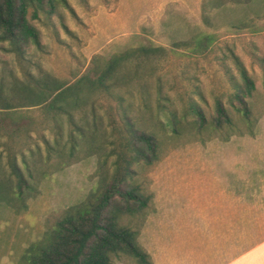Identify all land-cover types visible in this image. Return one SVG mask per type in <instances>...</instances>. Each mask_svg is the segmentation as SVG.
Instances as JSON below:
<instances>
[{"label": "rangeland", "instance_id": "374dc122", "mask_svg": "<svg viewBox=\"0 0 264 264\" xmlns=\"http://www.w3.org/2000/svg\"><path fill=\"white\" fill-rule=\"evenodd\" d=\"M51 3L42 0L37 18L30 19L38 46L0 41V106L14 105L31 121L26 132L0 137V264H28L26 248L44 241L67 208L97 194L99 180L109 179L125 150L129 129L151 133L158 155L151 165L131 164L129 183L151 197L141 213L121 214L117 221L136 231L151 264H223L264 239V0ZM31 10L29 5L27 19ZM139 46L159 48L122 62L108 90L87 93L70 122L63 115L43 120L39 108L21 106L30 104L24 96L29 83L72 81ZM240 65L254 86L243 97L254 120L250 130L234 109L243 88ZM216 99L228 113L229 128L211 127ZM190 101L203 112L202 128L188 112ZM159 105L174 111L179 133L164 126ZM222 131L230 132L226 140ZM242 175L248 176L243 189ZM231 191L233 230H196L201 226L193 225L192 206L207 207ZM112 264L137 263L119 255Z\"/></svg>", "mask_w": 264, "mask_h": 264}, {"label": "trees", "instance_id": "16d2710c", "mask_svg": "<svg viewBox=\"0 0 264 264\" xmlns=\"http://www.w3.org/2000/svg\"><path fill=\"white\" fill-rule=\"evenodd\" d=\"M48 2L51 6V0ZM41 3L42 0H0V41L7 40L16 48L28 42L38 46V31L30 19L37 18ZM206 3L203 1L200 6L202 18H205ZM29 5L32 10L27 19L26 10ZM204 40L209 41V38L205 37ZM200 42L197 40L195 46L198 47ZM158 48L139 46L126 49L104 59L102 66L86 68L72 81L50 78V82H31L24 88V96L30 104L21 106L39 108L43 120H55L63 115L70 122L72 111L84 102L87 93H103L108 90V82L122 62L139 55L147 56ZM238 73L243 88L236 98L238 107L234 109L241 114L246 130H250L254 120L249 117V108L243 97L249 96L254 86L241 65L238 66ZM213 108L211 127L216 130L229 128L231 121L228 113L218 99ZM158 110L164 118V126L173 134L179 133L180 122L174 111L163 105H159ZM188 112L197 127L205 126L203 112L195 102H189ZM30 122L14 105L1 103L0 137L26 132ZM127 132L129 137L124 139L125 150L118 152L109 179L99 180L98 192L92 198L67 208L55 221L44 241L32 243L26 248L28 264H112V260L119 255H127L137 264H151L148 255L136 241V231L120 225L117 218L121 214L137 215L146 207L151 193L129 183L135 174L131 164L136 167L151 165L157 159L158 143L151 133L138 129H129ZM229 134L222 131V140H226ZM9 164L18 177V183H24L15 162L9 161Z\"/></svg>", "mask_w": 264, "mask_h": 264}, {"label": "crops", "instance_id": "0c3cea01", "mask_svg": "<svg viewBox=\"0 0 264 264\" xmlns=\"http://www.w3.org/2000/svg\"><path fill=\"white\" fill-rule=\"evenodd\" d=\"M247 169V166L245 167ZM237 181V178H233ZM241 187L243 189V182L246 181V186L248 185V176L242 175L240 178ZM230 182H232L230 180ZM243 191V190H242ZM234 194L231 192H224L220 193L219 196L215 199H210L207 207L203 205L197 206L194 204L197 202V199H193L194 206H192V214H193V225L194 226H201L200 228H195L196 230L199 229L201 231H232V215H233V208H234ZM199 200H202L200 198ZM222 202L224 205V211H222ZM178 215H181V211H178ZM217 216H221L220 220H217ZM180 220V219H179ZM182 223V220H181ZM182 226V224H181ZM260 252V253H259ZM258 255V256H255ZM264 239L260 240L250 248L240 252L235 257L230 258L227 262L223 264H245L247 260L253 259L257 257L256 264H264ZM261 256V257H260Z\"/></svg>", "mask_w": 264, "mask_h": 264}]
</instances>
